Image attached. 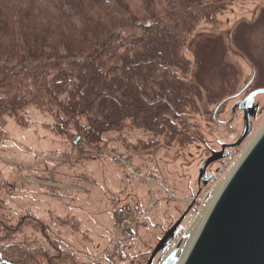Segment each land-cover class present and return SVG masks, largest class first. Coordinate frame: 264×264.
I'll return each instance as SVG.
<instances>
[{
    "label": "rangeland",
    "instance_id": "obj_1",
    "mask_svg": "<svg viewBox=\"0 0 264 264\" xmlns=\"http://www.w3.org/2000/svg\"><path fill=\"white\" fill-rule=\"evenodd\" d=\"M221 1L192 30L182 29L189 70L178 72L195 90L160 131L126 127L90 144L35 106L0 120V218L12 229L20 224L7 244H30L53 264H147L175 227L152 263L161 264L190 241L191 227L264 131L259 94L250 133L209 165L206 183L200 179L212 153L241 138L238 104L264 88V0Z\"/></svg>",
    "mask_w": 264,
    "mask_h": 264
},
{
    "label": "trees",
    "instance_id": "obj_2",
    "mask_svg": "<svg viewBox=\"0 0 264 264\" xmlns=\"http://www.w3.org/2000/svg\"><path fill=\"white\" fill-rule=\"evenodd\" d=\"M222 2L0 0V120L35 106L90 144L126 127L160 131L195 90L178 72L189 70L182 29ZM18 228L0 218V264H53L7 244Z\"/></svg>",
    "mask_w": 264,
    "mask_h": 264
},
{
    "label": "water",
    "instance_id": "obj_3",
    "mask_svg": "<svg viewBox=\"0 0 264 264\" xmlns=\"http://www.w3.org/2000/svg\"><path fill=\"white\" fill-rule=\"evenodd\" d=\"M263 89L251 92L239 107L244 111V130L241 138L222 151L213 152L201 167L200 179L206 183L209 165L228 156L227 147H238L252 129L256 117L257 95ZM170 230L154 250L150 261L162 250L165 252L175 239ZM180 246H176L161 264H264V131L239 162L227 180L188 252L179 262ZM6 264H13L7 263Z\"/></svg>",
    "mask_w": 264,
    "mask_h": 264
},
{
    "label": "bare ground",
    "instance_id": "obj_4",
    "mask_svg": "<svg viewBox=\"0 0 264 264\" xmlns=\"http://www.w3.org/2000/svg\"><path fill=\"white\" fill-rule=\"evenodd\" d=\"M235 170V169H234ZM233 170V171H234ZM231 175H232V173L229 175V177H228V179L231 177ZM227 179V180H228ZM227 180L225 181V183L227 182ZM224 183V182H223ZM223 185V184H222ZM225 185V184H224ZM223 185V186H224ZM223 186H220V189L219 190H217L216 192H215V198L213 199V201H211V204L210 205H213V203H214V201L216 200V198H217V196L219 195V193H220V191H221V189L223 188ZM219 188V187H218ZM212 207V206H211ZM210 208V207H209ZM211 209V208H210ZM203 212V211H202ZM206 212V211H205ZM204 212V213H205ZM208 212L209 211H207V213H206V215L204 216H202L201 217V219H200V222H196L192 227H191V229H190V231H189V233H188V235L191 237L190 238V241L189 242H186V245L184 246V247H181L180 248V250L178 251V255H179V262L184 258V256L186 255V253L188 252V250H189V248H190V246H191V244H192V242H193V240H194V238L196 237V235H197V233H198V231L200 230V227H201V225H202V223H203V221H204V219H205V217L207 216V214H208ZM183 243V242H182ZM182 246V245H181Z\"/></svg>",
    "mask_w": 264,
    "mask_h": 264
},
{
    "label": "flooded vegetation",
    "instance_id": "obj_5",
    "mask_svg": "<svg viewBox=\"0 0 264 264\" xmlns=\"http://www.w3.org/2000/svg\"><path fill=\"white\" fill-rule=\"evenodd\" d=\"M256 105V104H255ZM238 106H239V104H238ZM258 106V109H259V105H257ZM240 108V107H239ZM258 111V110H257ZM228 153V152H227Z\"/></svg>",
    "mask_w": 264,
    "mask_h": 264
},
{
    "label": "built area",
    "instance_id": "obj_6",
    "mask_svg": "<svg viewBox=\"0 0 264 264\" xmlns=\"http://www.w3.org/2000/svg\"><path fill=\"white\" fill-rule=\"evenodd\" d=\"M124 244V243H123ZM122 248H125V247H122Z\"/></svg>",
    "mask_w": 264,
    "mask_h": 264
}]
</instances>
